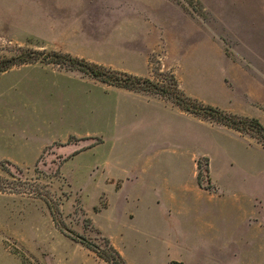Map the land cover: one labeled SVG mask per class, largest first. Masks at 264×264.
I'll list each match as a JSON object with an SVG mask.
<instances>
[{
  "label": "rangeland",
  "instance_id": "rangeland-1",
  "mask_svg": "<svg viewBox=\"0 0 264 264\" xmlns=\"http://www.w3.org/2000/svg\"><path fill=\"white\" fill-rule=\"evenodd\" d=\"M169 1L173 14L157 37L160 17L120 15L118 0H0V58L20 49L57 51L153 81L173 75L185 94L264 125V0ZM139 95L184 115L185 136L176 144L187 147V157L214 153L219 186L264 224V146L256 137L160 95L37 61L0 73V264H106L61 232L44 197L58 205L62 227L100 246L107 238L128 264H166L168 247L120 238L126 229L115 205L99 212L107 202L101 165L120 153L121 134L129 140ZM198 162L207 186L208 159ZM233 215L240 239L246 220L236 208ZM237 246L230 258L221 248L202 254L179 246L169 254L187 264H240Z\"/></svg>",
  "mask_w": 264,
  "mask_h": 264
},
{
  "label": "crops",
  "instance_id": "crops-1",
  "mask_svg": "<svg viewBox=\"0 0 264 264\" xmlns=\"http://www.w3.org/2000/svg\"><path fill=\"white\" fill-rule=\"evenodd\" d=\"M117 5L120 15L136 16L143 22L160 17L161 23L153 26L156 32L169 26L173 14L169 0H118ZM139 96L140 103L132 111L129 140L121 134L120 153L101 165L105 176L102 194L107 202L99 212L115 205L117 222L126 229L120 238L137 246L168 247L166 264H187L182 256L169 254L171 247H189L202 254L221 248L230 258L236 255L235 245L242 247L237 255L240 264H264V251L260 250L264 224L258 213L245 208L242 198H235L233 191L219 186L214 153L209 149L195 150L187 157V147L176 144L178 137L185 136L184 115L180 117L179 111L172 115L156 108L145 95ZM218 148L226 155L228 149L223 145ZM202 155L208 159L207 187L200 185L197 178ZM235 208L246 220L240 239L237 233L241 226L235 232L233 220Z\"/></svg>",
  "mask_w": 264,
  "mask_h": 264
},
{
  "label": "trees",
  "instance_id": "trees-1",
  "mask_svg": "<svg viewBox=\"0 0 264 264\" xmlns=\"http://www.w3.org/2000/svg\"><path fill=\"white\" fill-rule=\"evenodd\" d=\"M37 61L58 64L68 69L79 70L92 78L116 87L160 95L170 100L184 112L191 113L202 119L210 120L240 133H248L256 137V139L264 146V125L257 118L227 112L217 106L206 104L199 101L197 98L185 94L178 87V83L173 75H170V81H167L166 77H163L164 79L161 81H153L148 77L133 75L101 64L88 62L84 59L71 56L68 53L57 51L40 52L34 49H20L16 54L0 58V73L14 65ZM5 171L8 170L5 169ZM197 178L199 184L202 185L200 171L198 172ZM0 188H4L1 183ZM41 194L42 193H37V195L42 197ZM43 199L49 208L53 221L59 226L61 232L65 233V235L73 241L81 244L86 249L92 251L106 264H128L107 238L103 239L105 243L104 246H100L73 232V230L62 227L65 223L61 219L58 205L53 204L51 200L46 199L45 197ZM170 264L183 263L172 261Z\"/></svg>",
  "mask_w": 264,
  "mask_h": 264
}]
</instances>
